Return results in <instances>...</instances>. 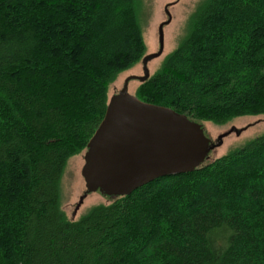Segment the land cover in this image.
Listing matches in <instances>:
<instances>
[{
  "label": "trees",
  "instance_id": "trees-1",
  "mask_svg": "<svg viewBox=\"0 0 264 264\" xmlns=\"http://www.w3.org/2000/svg\"><path fill=\"white\" fill-rule=\"evenodd\" d=\"M138 0H0V264H264V133L69 220L68 160L145 56ZM141 100L264 115V0H205Z\"/></svg>",
  "mask_w": 264,
  "mask_h": 264
},
{
  "label": "water",
  "instance_id": "water-1",
  "mask_svg": "<svg viewBox=\"0 0 264 264\" xmlns=\"http://www.w3.org/2000/svg\"><path fill=\"white\" fill-rule=\"evenodd\" d=\"M168 14L169 20L159 26L158 52L146 54L143 75L127 77L123 89L108 100L105 116L88 142L82 168L86 195L99 191L125 196L158 178L191 173L217 145L202 123L128 91L131 80L143 83L150 78L148 63L162 55Z\"/></svg>",
  "mask_w": 264,
  "mask_h": 264
},
{
  "label": "rangeland",
  "instance_id": "rangeland-1",
  "mask_svg": "<svg viewBox=\"0 0 264 264\" xmlns=\"http://www.w3.org/2000/svg\"><path fill=\"white\" fill-rule=\"evenodd\" d=\"M203 1L205 0H138V17L146 46L145 55L158 52L159 26L168 20V12L171 15L169 23L164 26L163 53L148 63L151 76L162 67L168 54L177 48L186 33L193 12ZM131 75H143L142 59L121 72L109 85V99L123 89L126 78ZM139 86L140 81L133 79L129 83L128 91L135 94ZM202 124L207 136L217 144L209 154L208 163L264 133V115L236 117L223 125L210 121ZM85 152L86 150L68 160L61 180V209L69 220L79 219L94 205L109 204L112 201L110 196L99 191L86 195L87 187L82 175Z\"/></svg>",
  "mask_w": 264,
  "mask_h": 264
},
{
  "label": "flooded vegetation",
  "instance_id": "flooded-vegetation-1",
  "mask_svg": "<svg viewBox=\"0 0 264 264\" xmlns=\"http://www.w3.org/2000/svg\"><path fill=\"white\" fill-rule=\"evenodd\" d=\"M166 12H168V6H166ZM168 20H169V14H168ZM166 21H167V20H166ZM164 22H165V21H164ZM162 23H163V22H162ZM162 23H161V24H162ZM161 24H160V25H161Z\"/></svg>",
  "mask_w": 264,
  "mask_h": 264
},
{
  "label": "bare ground",
  "instance_id": "bare-ground-1",
  "mask_svg": "<svg viewBox=\"0 0 264 264\" xmlns=\"http://www.w3.org/2000/svg\"><path fill=\"white\" fill-rule=\"evenodd\" d=\"M207 159H208V158H207ZM207 159H206V160H207Z\"/></svg>",
  "mask_w": 264,
  "mask_h": 264
}]
</instances>
